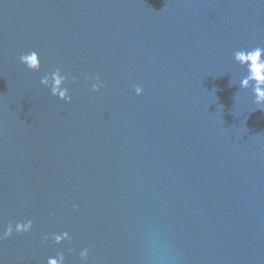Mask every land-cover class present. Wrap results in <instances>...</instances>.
Returning <instances> with one entry per match:
<instances>
[{
	"label": "water",
	"instance_id": "obj_1",
	"mask_svg": "<svg viewBox=\"0 0 264 264\" xmlns=\"http://www.w3.org/2000/svg\"><path fill=\"white\" fill-rule=\"evenodd\" d=\"M258 45L264 0H0V232L33 221L0 264H264V110L233 59Z\"/></svg>",
	"mask_w": 264,
	"mask_h": 264
},
{
	"label": "clouds",
	"instance_id": "obj_2",
	"mask_svg": "<svg viewBox=\"0 0 264 264\" xmlns=\"http://www.w3.org/2000/svg\"><path fill=\"white\" fill-rule=\"evenodd\" d=\"M234 61L240 65L246 72L244 78L240 82L241 88H251L252 95L254 96L253 103L261 110H264V46H255L249 48L237 49L233 52ZM19 62L24 65L31 72H39L41 70L40 53L36 50H31L19 55ZM72 82H76V78H72ZM40 84L47 88L50 95L56 97L65 103L72 102V96L69 93L68 76L64 74L60 68H56L50 73H45L41 79ZM231 86V85H230ZM92 91L99 92L103 87V82L100 77H95V83L92 84ZM134 92L137 96L143 94L144 89L140 85L134 86ZM74 210H78V205H73ZM33 229V221L27 220L23 222L9 223L7 227L0 232V240L9 239L13 234L22 235L30 233ZM51 241L56 245H62L64 241L71 242L72 237L69 232L63 231L54 233L49 237L45 235L42 243ZM69 254L72 249H68ZM89 256V249L84 248L80 254V260L87 264ZM66 256L64 252H57L56 255L49 256L46 264H65Z\"/></svg>",
	"mask_w": 264,
	"mask_h": 264
}]
</instances>
